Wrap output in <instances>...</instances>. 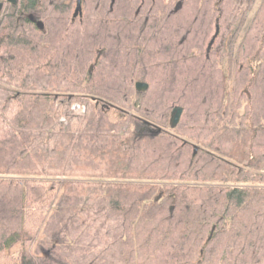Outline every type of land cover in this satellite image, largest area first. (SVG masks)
<instances>
[{
	"label": "trees",
	"instance_id": "obj_1",
	"mask_svg": "<svg viewBox=\"0 0 264 264\" xmlns=\"http://www.w3.org/2000/svg\"><path fill=\"white\" fill-rule=\"evenodd\" d=\"M257 2L0 0V264H264Z\"/></svg>",
	"mask_w": 264,
	"mask_h": 264
},
{
	"label": "water",
	"instance_id": "obj_2",
	"mask_svg": "<svg viewBox=\"0 0 264 264\" xmlns=\"http://www.w3.org/2000/svg\"><path fill=\"white\" fill-rule=\"evenodd\" d=\"M12 3H16L17 0H10ZM181 2H179L176 6V9H178V7L180 6ZM77 8H81V0H78L77 3ZM219 33V25H217L216 31L212 37V39L209 42V46L208 49L210 48V46L212 45V43L214 42L217 34ZM149 87V83L147 81H143V80H137L136 81V88L138 91H144ZM183 108L182 107H178L176 106L173 110L172 116H171V124L172 125H176L177 122L179 121L181 114H182ZM213 230L211 231L210 237L212 235Z\"/></svg>",
	"mask_w": 264,
	"mask_h": 264
},
{
	"label": "rangeland",
	"instance_id": "obj_3",
	"mask_svg": "<svg viewBox=\"0 0 264 264\" xmlns=\"http://www.w3.org/2000/svg\"><path fill=\"white\" fill-rule=\"evenodd\" d=\"M261 0H258L257 4L260 3ZM256 4V6H257ZM76 103H80L81 105H83L85 107V110L83 111V113H77L74 109H73V105ZM100 104L105 108L106 111L109 112V114L111 115L112 118L114 119H119L120 117H122L124 115L125 112V108H123L122 106H118V105H114L109 103V101H100ZM86 111V104L83 101L80 100H76L72 103V106L70 108V112L78 114V115H84ZM64 121H67L66 117H64V115L61 118ZM123 128H125V126H123Z\"/></svg>",
	"mask_w": 264,
	"mask_h": 264
},
{
	"label": "built area",
	"instance_id": "obj_4",
	"mask_svg": "<svg viewBox=\"0 0 264 264\" xmlns=\"http://www.w3.org/2000/svg\"><path fill=\"white\" fill-rule=\"evenodd\" d=\"M73 109L77 113H83V111L85 110V107L83 105H81L80 103H76V104L73 105Z\"/></svg>",
	"mask_w": 264,
	"mask_h": 264
}]
</instances>
